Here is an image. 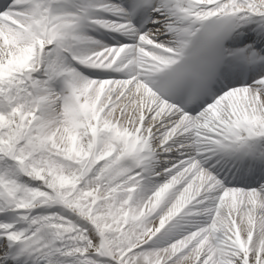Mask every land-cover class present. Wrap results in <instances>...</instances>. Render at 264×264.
Returning a JSON list of instances; mask_svg holds the SVG:
<instances>
[{
    "label": "snow or ice",
    "instance_id": "1",
    "mask_svg": "<svg viewBox=\"0 0 264 264\" xmlns=\"http://www.w3.org/2000/svg\"><path fill=\"white\" fill-rule=\"evenodd\" d=\"M0 264H264V0H0Z\"/></svg>",
    "mask_w": 264,
    "mask_h": 264
}]
</instances>
